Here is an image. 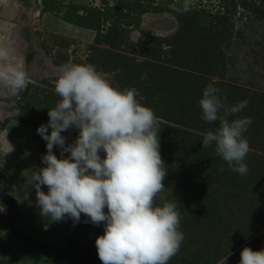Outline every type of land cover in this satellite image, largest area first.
I'll return each mask as SVG.
<instances>
[{
	"label": "rangeland",
	"instance_id": "1",
	"mask_svg": "<svg viewBox=\"0 0 264 264\" xmlns=\"http://www.w3.org/2000/svg\"><path fill=\"white\" fill-rule=\"evenodd\" d=\"M183 2L0 0V46L30 77L17 96L0 88V264H102L104 223L82 213L44 230L31 184V171L46 166L37 128L60 99L54 85L67 64H92L113 86L134 88L159 118L167 175L156 204L177 203L184 233L169 264H239L244 247L264 249V0H192L176 12ZM208 84L227 105L248 101L238 114L253 121L246 175L202 146L219 123L201 119ZM61 135L71 144L79 133Z\"/></svg>",
	"mask_w": 264,
	"mask_h": 264
},
{
	"label": "clouds",
	"instance_id": "2",
	"mask_svg": "<svg viewBox=\"0 0 264 264\" xmlns=\"http://www.w3.org/2000/svg\"><path fill=\"white\" fill-rule=\"evenodd\" d=\"M191 4L192 0H184L175 11L187 13ZM11 51L0 46V88L17 96L30 77L11 61ZM54 89L60 99L48 111V123L37 128L46 141L47 152L41 157L46 166L31 171L36 206L47 221L44 230L65 218L78 223L83 213L85 223H104V234L95 241L102 264H169L184 233L177 203L156 204L167 175L159 151V118L140 103L134 88L113 86L92 64L64 65ZM220 92L208 84L198 101L201 119L219 122L201 143L203 148L214 147L229 168L243 176L250 151L244 133L253 121L238 114L248 101L227 105ZM70 129L79 135L66 144L61 133ZM57 146L60 158L53 152ZM42 186H47V193ZM240 256L239 264H264V249L244 247Z\"/></svg>",
	"mask_w": 264,
	"mask_h": 264
}]
</instances>
